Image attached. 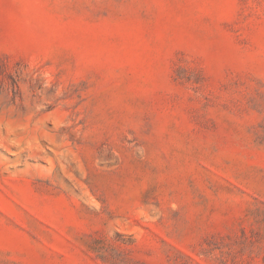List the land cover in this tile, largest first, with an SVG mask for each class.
I'll return each mask as SVG.
<instances>
[{"label":"rangeland","instance_id":"374dc122","mask_svg":"<svg viewBox=\"0 0 264 264\" xmlns=\"http://www.w3.org/2000/svg\"><path fill=\"white\" fill-rule=\"evenodd\" d=\"M0 264H264V0H0Z\"/></svg>","mask_w":264,"mask_h":264}]
</instances>
